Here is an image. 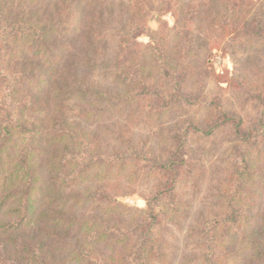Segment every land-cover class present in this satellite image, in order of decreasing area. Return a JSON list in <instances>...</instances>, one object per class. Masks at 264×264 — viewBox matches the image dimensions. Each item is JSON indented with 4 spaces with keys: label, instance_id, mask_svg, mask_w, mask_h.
Segmentation results:
<instances>
[{
    "label": "trees",
    "instance_id": "16d2710c",
    "mask_svg": "<svg viewBox=\"0 0 264 264\" xmlns=\"http://www.w3.org/2000/svg\"><path fill=\"white\" fill-rule=\"evenodd\" d=\"M159 1L162 7L172 2ZM254 2L186 0L170 41L156 46L135 40L155 0H128L116 8L103 0H0V236L5 243L0 252L12 251L10 264H56L52 252L49 257L42 252L44 241H55L67 264H161L150 254L158 248L163 259L165 241L145 240L154 214H129L133 210L104 195L112 188L109 176L121 164L128 166L130 156L148 151L164 169L151 176L155 188L163 186L164 171L186 163L183 151L206 148L190 143L193 133H202L212 148L226 143L224 149L237 150L231 172L243 183L247 168L240 166L252 145L243 138L244 120L233 118L236 125L230 127L226 110L211 102L203 116H193V104L184 97H201V77L208 70L189 15L208 20L210 31L227 33L233 22L241 30L230 38L243 41L264 32V0L257 9ZM231 5L250 11L245 15ZM108 23H117L110 36L102 34ZM159 32L151 41L167 29ZM246 44L252 53L264 51L262 42ZM82 67L89 73L77 76ZM97 70L104 85L90 79ZM118 119L126 121L124 128H118ZM143 122L159 132L154 147L134 132ZM86 124L91 130L85 143ZM201 126L209 129L202 132ZM222 134L227 142L220 141ZM223 195L220 189L216 198ZM87 204H97L100 214H79ZM201 229L200 240L212 241L211 231ZM212 243L201 246L198 264H208ZM263 252L264 240L253 254ZM3 258L0 254V264ZM193 260L187 257L182 264Z\"/></svg>",
    "mask_w": 264,
    "mask_h": 264
},
{
    "label": "rangeland",
    "instance_id": "374dc122",
    "mask_svg": "<svg viewBox=\"0 0 264 264\" xmlns=\"http://www.w3.org/2000/svg\"><path fill=\"white\" fill-rule=\"evenodd\" d=\"M103 1L113 2L116 8L117 4L126 3L128 0ZM180 1H182L181 4ZM185 1L172 0L170 6L162 7L160 1L155 0L154 7L147 8L145 29L137 31L139 37L135 36L139 45L155 44L157 46L158 44L160 46L168 43L173 34L170 30L176 26L177 18L185 12ZM254 3V9H257L261 7L262 0H255ZM244 6L236 8V5H231L229 9L245 10L246 15L250 7ZM176 12L179 13L176 14ZM116 14L117 12L114 16ZM189 16L192 18L190 28L196 36L201 38L200 52L203 54L202 61L206 60L208 64V70L206 77H201L203 82L201 97L199 94V97L189 95L184 98L193 104V116H203V112H206V104L211 102L217 110H226L230 127L236 125L233 118L244 120L243 138L251 141V152L247 154L248 149L244 152L247 162H243L241 157L239 159L238 155L236 160L238 164L240 160L242 161L240 168L242 166L247 168L246 172H243L245 179H242V184H238L240 174L231 172L232 158L237 150L224 149L227 146L226 143H223L222 149L212 148L211 145H206L208 142L202 133H193L191 129L189 131L193 134L189 139L190 143L201 142L206 148L197 154L183 151L186 163L180 168L172 165L164 171L166 182L163 186L155 188L156 182H153L155 178L151 176L156 173L163 174L161 171L164 169H161V162L153 160L148 151L136 157L130 156L128 166L121 164L117 174L109 176L112 188L104 196L133 210L129 214L145 216L154 214V217L149 220L152 226L145 240L150 242L163 240L167 251L163 259H160L158 248H155L156 250L154 249L150 254L152 262L156 263L160 260L161 264H182L187 257H190L194 259L193 264H198L202 253L201 246L213 241L216 247L208 252L211 258L208 264H264V252L258 256L253 254L264 240V138L261 135L264 123L259 119L264 113V51L260 49L258 53H252L254 50L251 51L246 44L250 39L254 43L257 41L264 43V32L258 37H244V42L237 41L235 37L230 38V36H234V32L241 28L233 22H228L227 33L220 29L214 31L211 27L213 32L210 31L208 20L197 21L192 13ZM114 23H108V29L102 34L110 36L113 31L111 28L117 26V23L113 25ZM164 27L167 33L162 38L156 37L151 41L153 33L159 32ZM255 57L256 60H253ZM258 62L261 65H257ZM86 73L89 72L82 67L77 72V76H85ZM91 77L90 79L104 85V79L99 70L92 73ZM72 118L74 115H69L71 121ZM165 120L168 121V119ZM149 124L143 122L142 126L133 127V129L135 128L136 135L149 140L151 142L149 146L154 147L153 135L159 132L156 131V127H153L154 125ZM125 126L126 121L118 119V128ZM85 127L86 143L89 138L88 131L91 129L87 124ZM151 128H153L152 131ZM208 129L207 126L199 128L202 132H207ZM110 130L115 132V128ZM225 139V134L220 135V141L225 142ZM191 162L196 165L193 166ZM220 189L224 195L221 199H217ZM46 196L50 195L46 194ZM51 208L52 205L46 209V212L49 213ZM79 214L97 216L100 211L97 204H87ZM203 226L208 232L211 231L212 241L206 236L205 240L208 241L200 240L199 233ZM1 240L0 236V248L5 246L4 241L2 243ZM39 240L42 239L39 238ZM64 240L72 242L67 237ZM72 243L76 244L77 241ZM54 245L55 241L54 244L51 241H44L42 252L47 257L52 252L56 256V264H67L68 259L62 255V252L59 253ZM10 250H12L11 247ZM11 252L4 251V254L0 252L1 258L4 257L1 264L11 263L13 260Z\"/></svg>",
    "mask_w": 264,
    "mask_h": 264
}]
</instances>
